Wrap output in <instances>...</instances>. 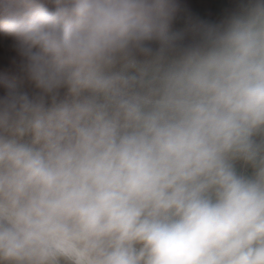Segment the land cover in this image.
Masks as SVG:
<instances>
[{
  "label": "clouds",
  "instance_id": "obj_1",
  "mask_svg": "<svg viewBox=\"0 0 264 264\" xmlns=\"http://www.w3.org/2000/svg\"><path fill=\"white\" fill-rule=\"evenodd\" d=\"M184 11L0 0V264H264V0Z\"/></svg>",
  "mask_w": 264,
  "mask_h": 264
},
{
  "label": "trees",
  "instance_id": "obj_2",
  "mask_svg": "<svg viewBox=\"0 0 264 264\" xmlns=\"http://www.w3.org/2000/svg\"><path fill=\"white\" fill-rule=\"evenodd\" d=\"M182 4L185 11L174 25L177 29L185 27L188 23L201 21L218 23L228 11L235 8L237 0H182ZM13 58L12 53L0 49V75L6 74L10 70ZM2 91L3 89H0V93ZM256 137H262V134H258Z\"/></svg>",
  "mask_w": 264,
  "mask_h": 264
},
{
  "label": "crops",
  "instance_id": "obj_3",
  "mask_svg": "<svg viewBox=\"0 0 264 264\" xmlns=\"http://www.w3.org/2000/svg\"><path fill=\"white\" fill-rule=\"evenodd\" d=\"M254 139H257V142H261L264 141V134H262V137L257 138L256 136L254 137ZM237 162H234V168L237 172V174L242 175L246 178H252L254 176V169L251 167V165L243 162V161H238V164H236Z\"/></svg>",
  "mask_w": 264,
  "mask_h": 264
},
{
  "label": "rangeland",
  "instance_id": "obj_4",
  "mask_svg": "<svg viewBox=\"0 0 264 264\" xmlns=\"http://www.w3.org/2000/svg\"><path fill=\"white\" fill-rule=\"evenodd\" d=\"M12 39L5 37L3 34V29L0 27V49L5 52H10L15 56L14 50L11 49ZM238 164V162L236 163Z\"/></svg>",
  "mask_w": 264,
  "mask_h": 264
}]
</instances>
